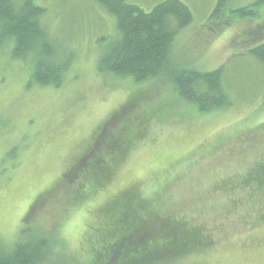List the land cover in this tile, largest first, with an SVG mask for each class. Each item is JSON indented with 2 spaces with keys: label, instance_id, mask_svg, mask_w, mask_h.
Returning <instances> with one entry per match:
<instances>
[{
  "label": "rangeland",
  "instance_id": "374dc122",
  "mask_svg": "<svg viewBox=\"0 0 264 264\" xmlns=\"http://www.w3.org/2000/svg\"><path fill=\"white\" fill-rule=\"evenodd\" d=\"M128 1L148 12L164 0ZM180 1L193 22L172 61L221 68L228 106L201 113L163 75L137 83L101 71L118 31L95 0H34L54 59L68 64L59 87L35 84L32 59L0 47L5 245L45 239L43 264H264V64L250 53L264 41V6L242 18L234 11L258 0H225L218 14L220 0ZM129 142L138 150L82 223L68 206L112 178L122 154L112 149Z\"/></svg>",
  "mask_w": 264,
  "mask_h": 264
},
{
  "label": "trees",
  "instance_id": "16d2710c",
  "mask_svg": "<svg viewBox=\"0 0 264 264\" xmlns=\"http://www.w3.org/2000/svg\"><path fill=\"white\" fill-rule=\"evenodd\" d=\"M95 1L116 18L118 31V37L101 53V71L131 77L137 83L163 75L175 86L178 95L187 103L195 104L201 113L230 104L221 68L203 73L179 67L172 61L177 34L193 22L186 4L180 0H164L147 12L128 0ZM224 4L225 0L219 1L216 14ZM261 6L264 0L234 12L242 18H253L254 8ZM43 13L34 0H0V47L12 42L14 58L32 59L35 84L59 87L68 64L54 59L55 47L41 23ZM156 20L161 23H155ZM250 53L264 64V41L252 47ZM182 243L178 244L179 250H172L175 255L183 248ZM50 252L48 242L38 236L11 247L0 240V264H43L47 263Z\"/></svg>",
  "mask_w": 264,
  "mask_h": 264
},
{
  "label": "snow or ice",
  "instance_id": "6c2138e0",
  "mask_svg": "<svg viewBox=\"0 0 264 264\" xmlns=\"http://www.w3.org/2000/svg\"><path fill=\"white\" fill-rule=\"evenodd\" d=\"M157 24H160L161 21H154ZM143 137L138 136L137 140H142ZM139 145L133 142L124 144L123 149L119 147L112 149L113 154L116 152H121L119 159V164L115 172L111 173V179H108L106 182H103L96 188L92 194L88 197H83L79 202H74L68 207L71 209L74 216L81 218L82 223H89L90 218L95 217L98 214V208L102 206L105 200L111 196L109 187L119 178V175L124 167L125 160L129 157L131 152L138 150ZM79 240H73V244H78Z\"/></svg>",
  "mask_w": 264,
  "mask_h": 264
}]
</instances>
